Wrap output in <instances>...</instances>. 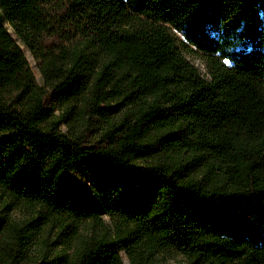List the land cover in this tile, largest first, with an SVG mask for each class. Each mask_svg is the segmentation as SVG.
Segmentation results:
<instances>
[{"label":"trees","instance_id":"obj_1","mask_svg":"<svg viewBox=\"0 0 264 264\" xmlns=\"http://www.w3.org/2000/svg\"><path fill=\"white\" fill-rule=\"evenodd\" d=\"M0 190L100 230L70 264H264V0H0Z\"/></svg>","mask_w":264,"mask_h":264},{"label":"rangeland","instance_id":"obj_2","mask_svg":"<svg viewBox=\"0 0 264 264\" xmlns=\"http://www.w3.org/2000/svg\"><path fill=\"white\" fill-rule=\"evenodd\" d=\"M5 26L13 40L18 42L11 27L6 23ZM173 35L177 36L175 32ZM19 46L37 84L44 86L45 82L39 70V64L22 45ZM181 51L185 59L198 70L199 74L203 78L209 79L205 58L191 47L189 49L181 48ZM55 113L58 114L59 111ZM73 116L71 114L70 118ZM80 116L81 120H78L79 124L72 129V132L79 135L86 130L85 144L87 146L96 144L95 142L101 138V133L108 128L107 124L110 120H117L116 115L106 119L94 115L92 118L94 125L86 129L85 116ZM60 129L67 130L65 126H61ZM38 211V208L12 202L0 190V264H70L82 241L92 244L99 238L100 230L87 222L76 224L72 232H66L67 234L63 235H59V228L54 221H49L48 218H46L48 220L42 219L35 223V227L28 226L38 216ZM103 218L105 227H108L110 233H113L114 225L107 217ZM24 229H28L32 235L26 236ZM118 254L122 264H130L123 250H120ZM186 263V258L173 250L158 253L148 260H144L143 257L140 261V264Z\"/></svg>","mask_w":264,"mask_h":264}]
</instances>
